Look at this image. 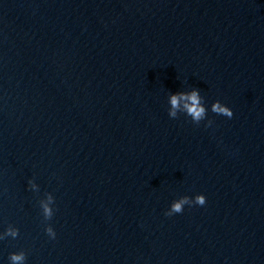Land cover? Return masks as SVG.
Here are the masks:
<instances>
[{
  "label": "water",
  "instance_id": "water-1",
  "mask_svg": "<svg viewBox=\"0 0 264 264\" xmlns=\"http://www.w3.org/2000/svg\"><path fill=\"white\" fill-rule=\"evenodd\" d=\"M193 90L205 118L170 117ZM0 238V264H264V0H0Z\"/></svg>",
  "mask_w": 264,
  "mask_h": 264
},
{
  "label": "clouds",
  "instance_id": "clouds-1",
  "mask_svg": "<svg viewBox=\"0 0 264 264\" xmlns=\"http://www.w3.org/2000/svg\"><path fill=\"white\" fill-rule=\"evenodd\" d=\"M180 100L190 101V103L184 104V108L186 109L188 115H190L192 117L193 121L198 123L199 121H201L205 118V115H206L205 108L201 106L199 93L196 90H193L191 92V94H188V95L181 94L179 96L173 95L171 97V105H172L173 111L169 112L170 117H172V118L176 117V111L175 110L178 108ZM212 111L214 113H216L217 115H222V116H225L229 119H231L233 117V112L230 110V108L223 107L218 102L213 105ZM211 124H212V122L210 121L208 123V126H211ZM49 200L51 202V197L49 198ZM205 203H206V198L203 195H197L194 198V200L189 199L188 197H184V198L180 199L178 202L172 203L170 210L167 211L165 213V215L166 216H172L173 214H180L183 212L185 205H188V206H192V205L204 206ZM42 207H43V213H44L45 219H51L53 216L52 209H50L46 204L42 205ZM45 231H46V234L50 238L55 239L56 233L54 232V230L51 226L47 227L45 229ZM6 235H10L15 239L19 235V230L18 229H15V230L9 229L6 233ZM0 239H2V238H0ZM9 259L11 261V264H24L26 257H25L24 252H20L19 254H15V253L11 254Z\"/></svg>",
  "mask_w": 264,
  "mask_h": 264
}]
</instances>
